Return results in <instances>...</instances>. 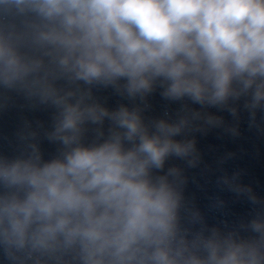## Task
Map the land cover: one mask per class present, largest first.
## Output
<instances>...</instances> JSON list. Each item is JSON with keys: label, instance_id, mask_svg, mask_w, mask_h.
<instances>
[{"label": "clouds", "instance_id": "obj_1", "mask_svg": "<svg viewBox=\"0 0 264 264\" xmlns=\"http://www.w3.org/2000/svg\"><path fill=\"white\" fill-rule=\"evenodd\" d=\"M157 84L165 99L234 117L229 100L250 97L254 117L264 107V0H0V89L53 107L45 136L60 145L47 161L35 142L0 156V249L11 264H264V217L247 225L251 239L190 232L182 170L155 174L173 156L195 167V141L175 137L222 119L186 110L146 124L139 107L109 110L91 91L143 102ZM89 125L98 127L86 144ZM234 180L222 183L259 202Z\"/></svg>", "mask_w": 264, "mask_h": 264}]
</instances>
